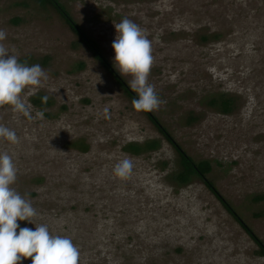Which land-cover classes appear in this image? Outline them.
<instances>
[{
    "label": "rangeland",
    "instance_id": "rangeland-1",
    "mask_svg": "<svg viewBox=\"0 0 264 264\" xmlns=\"http://www.w3.org/2000/svg\"><path fill=\"white\" fill-rule=\"evenodd\" d=\"M61 1L112 64L115 23L127 17L146 31L149 82L166 101L152 113L195 160L212 162L217 189L264 241V0ZM0 29L19 62L49 76L23 93L32 119L0 106V124L19 138L0 139V152L13 157V187L28 194L35 223L70 237L79 264H264L200 179L175 182V149L54 8L0 0ZM38 95L52 104H33ZM221 96L233 100L230 113L207 104ZM151 141L159 148L127 150ZM124 158L134 169L121 180L113 169Z\"/></svg>",
    "mask_w": 264,
    "mask_h": 264
},
{
    "label": "clouds",
    "instance_id": "clouds-1",
    "mask_svg": "<svg viewBox=\"0 0 264 264\" xmlns=\"http://www.w3.org/2000/svg\"><path fill=\"white\" fill-rule=\"evenodd\" d=\"M114 27L117 35L111 45L115 53L113 64L122 77H130L128 85L137 97L132 100L134 109L158 110L166 101L149 82L155 60L152 41L143 28L127 17ZM6 37V31L0 29V106L8 105L32 119L23 93L26 89L43 87L49 76L39 64L29 66L27 62H19L18 55L3 43ZM43 100L46 102L47 97ZM36 115L43 119L44 113ZM0 139L19 143L16 132L3 124H0ZM133 169L132 159L124 158L115 164L114 176L126 180ZM17 173L13 157L7 151L0 152V264H22L26 258H31V264H79L80 249L70 237L51 232L47 224L35 223L39 213L28 194L21 195L13 187ZM18 221L35 224V229L20 227Z\"/></svg>",
    "mask_w": 264,
    "mask_h": 264
},
{
    "label": "trees",
    "instance_id": "trees-1",
    "mask_svg": "<svg viewBox=\"0 0 264 264\" xmlns=\"http://www.w3.org/2000/svg\"><path fill=\"white\" fill-rule=\"evenodd\" d=\"M40 5L51 6L64 20L69 29L78 37L79 41L83 43L91 52L93 58L97 60L115 79L119 87L130 98L131 102L137 98L136 94L130 89L128 82L116 70L110 60L107 58L99 42L92 38L89 33L78 23L66 5L61 0H37ZM43 95H38L32 98L33 104L45 109L52 104V100L47 98L45 102ZM210 107L217 108L223 113H230L233 110V100L227 97L212 98L207 103ZM144 112V111H143ZM152 124L156 127L158 132L165 138V140L175 149L180 158V170L174 175V180L180 185L188 184L194 178L200 179L209 191L221 202L225 210L240 224L248 236L255 242L258 247V255L264 257V241L255 233V231L248 225L241 215L237 212L234 206L227 201L224 196L217 189L214 181L210 178V173L213 170V165L210 160L202 159L195 160L182 147V145L175 139L170 130L160 121V119L152 112H144ZM159 148L157 141L146 142L143 145L129 144L127 150L133 154H140L145 151H153Z\"/></svg>",
    "mask_w": 264,
    "mask_h": 264
}]
</instances>
